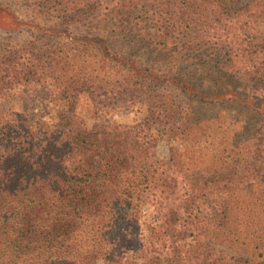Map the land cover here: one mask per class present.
<instances>
[{"label":"trees","instance_id":"16d2710c","mask_svg":"<svg viewBox=\"0 0 264 264\" xmlns=\"http://www.w3.org/2000/svg\"><path fill=\"white\" fill-rule=\"evenodd\" d=\"M14 1L0 264H264V0Z\"/></svg>","mask_w":264,"mask_h":264},{"label":"rangeland","instance_id":"374dc122","mask_svg":"<svg viewBox=\"0 0 264 264\" xmlns=\"http://www.w3.org/2000/svg\"><path fill=\"white\" fill-rule=\"evenodd\" d=\"M5 2V4L9 5L19 17L25 20H31L32 21V11L28 8H25L23 4L17 3L14 0H2ZM49 41L42 37L41 32L37 28H32L30 26L21 27L20 29L16 31L12 30H6L3 28H0V46L4 48H11V50H16L26 44L30 43H36L41 45V43H44V41ZM54 41V42H53ZM51 44H55V46H60L63 42H65L64 39L59 38H53L51 41ZM23 105L31 104L27 99L23 98ZM14 103H19V101H13ZM12 102V103H13ZM84 104V103H83ZM82 105V104H81ZM83 108H80L81 114L86 115V107L82 105ZM85 107V108H84ZM106 117V120H121L125 119L127 114L124 112H117V113H107L104 115Z\"/></svg>","mask_w":264,"mask_h":264}]
</instances>
